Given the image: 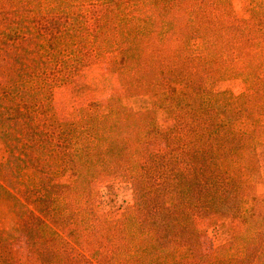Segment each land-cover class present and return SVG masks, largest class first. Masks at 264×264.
I'll return each mask as SVG.
<instances>
[{"label": "trees", "instance_id": "trees-1", "mask_svg": "<svg viewBox=\"0 0 264 264\" xmlns=\"http://www.w3.org/2000/svg\"><path fill=\"white\" fill-rule=\"evenodd\" d=\"M179 1L0 0V264H213L228 253L264 264V85L252 70L237 95L213 87L220 64L264 58V34L251 33L264 17L247 19L236 44L202 36L204 48L185 41L176 59L146 51L161 28L175 33ZM216 16L204 30L221 27ZM96 64L114 75L112 92L90 90L75 118L60 115L54 89ZM99 179L129 184L132 202L102 210ZM199 219L226 234L212 252Z\"/></svg>", "mask_w": 264, "mask_h": 264}, {"label": "rangeland", "instance_id": "rangeland-1", "mask_svg": "<svg viewBox=\"0 0 264 264\" xmlns=\"http://www.w3.org/2000/svg\"><path fill=\"white\" fill-rule=\"evenodd\" d=\"M179 2L178 7H184L186 9L184 15L182 14V16H178L177 11H171L172 8H168L166 11L161 10L164 14L166 12L169 14V11L173 13L171 17L174 22L172 23L173 27L176 29L175 33L170 34L168 39V35L165 34V28H161L160 36L162 41L159 39L161 43H151L145 41L147 43V45H145V47H147L146 51H158L164 55H172L171 57L176 59L174 52L186 49L187 46L185 41L188 42L187 44H189V47L193 52L197 51V49L199 51V49L204 48L203 42L207 39L201 40L196 38L202 36L210 39L219 38L217 41L224 47L227 42L236 44V38L243 41V36L250 34L249 27L252 24L249 22L246 24L247 19L249 20L256 16L260 18L261 16L264 17V0H205L203 3L196 0H182ZM173 9H176V7H173ZM206 14L207 16L218 15L213 21L220 22L221 27L216 25L215 29L204 30L206 29V25H203L205 24L204 16ZM155 17L158 18V16ZM237 17L238 20L242 19V21L238 22L241 27L238 30H235V28L231 27L232 25H230L229 21L232 19L233 22ZM163 18L164 16H162L160 20H163ZM227 18H229V20ZM261 19L264 22V18ZM140 24L144 25L142 21ZM188 24L191 25V29L194 27L192 30L188 29L189 34L185 33V26L187 28ZM254 27V30L251 31V33L254 34V38L264 34V28L256 26V22L254 23ZM261 57L257 56L253 62L241 63V65H235L232 68L228 66L230 69L223 65L225 63L217 66L222 72L219 76V81L216 80L213 84L214 89L216 91L229 89L237 95L245 91L247 86L249 87L250 82L246 80L245 76L249 75L252 70H254V74H257L258 82L264 85V58ZM80 75V80H78L79 84L76 86L72 84L70 86H59L54 89L55 106L58 109V113L65 118H75L77 116L78 107L85 102V94H87L88 91L93 90L94 93L92 95L96 96L105 95L112 92L115 84L114 75L103 64L84 67L80 71ZM134 103L135 105H138L141 101L136 100ZM140 105H143V103ZM247 113L243 116V126L246 129L251 119L259 118L260 114H257V111L251 114ZM160 118V124L164 128H168L172 124L171 120H163V117ZM162 146L163 142L157 141L147 144L146 149L152 151L153 149H157ZM4 157L5 149L0 143V162L4 159ZM261 162H264V155L261 156ZM91 187L94 195L98 197L101 209L104 211H116L132 202V189L127 183L114 182L109 179H99L95 181ZM257 189L258 191L264 189V186L261 187V185H257ZM196 228L198 230L202 248L206 252H212L214 246L221 244L226 235L222 229L212 227L205 219H199L196 223ZM18 252L22 261H30L28 257H25L26 254L24 248L19 247ZM232 258L233 256L231 253H228L221 258L214 256L213 264H232Z\"/></svg>", "mask_w": 264, "mask_h": 264}]
</instances>
